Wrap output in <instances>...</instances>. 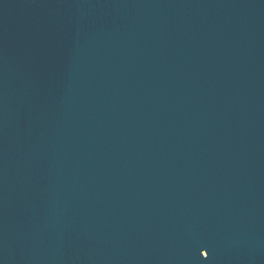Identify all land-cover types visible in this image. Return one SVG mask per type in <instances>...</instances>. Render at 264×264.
Masks as SVG:
<instances>
[{"label":"water","instance_id":"1","mask_svg":"<svg viewBox=\"0 0 264 264\" xmlns=\"http://www.w3.org/2000/svg\"><path fill=\"white\" fill-rule=\"evenodd\" d=\"M0 264H264V0H0Z\"/></svg>","mask_w":264,"mask_h":264}]
</instances>
